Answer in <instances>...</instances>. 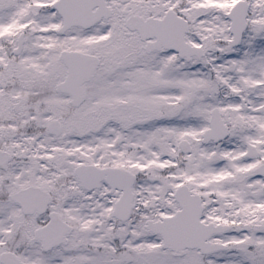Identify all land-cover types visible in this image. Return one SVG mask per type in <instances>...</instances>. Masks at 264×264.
Segmentation results:
<instances>
[{
	"label": "snow or ice",
	"instance_id": "1",
	"mask_svg": "<svg viewBox=\"0 0 264 264\" xmlns=\"http://www.w3.org/2000/svg\"><path fill=\"white\" fill-rule=\"evenodd\" d=\"M0 264H264V0H0Z\"/></svg>",
	"mask_w": 264,
	"mask_h": 264
}]
</instances>
